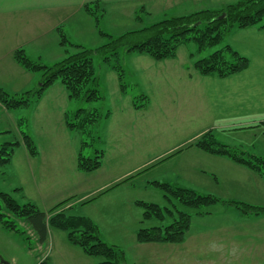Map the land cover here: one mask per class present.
<instances>
[{"label": "rangeland", "instance_id": "374dc122", "mask_svg": "<svg viewBox=\"0 0 264 264\" xmlns=\"http://www.w3.org/2000/svg\"><path fill=\"white\" fill-rule=\"evenodd\" d=\"M235 1L237 0H182L173 7L152 9L147 6V11H142L140 7L137 12L140 18L135 19L132 17L135 15L133 12L112 9L111 12L102 15L98 24L94 22L92 27L82 24L79 17L64 23L60 27L69 42L87 48H97L106 44L111 39L109 36L117 38L132 32L127 36L125 44L119 48V60L125 72L124 82L128 86V97H120L116 72L112 69L111 63L104 62L102 54H96L93 58L100 81L99 90L103 98L92 102L67 98L68 111L75 109V112L68 114L74 115L79 108H97L102 112L111 110L110 113H117V117L110 121L103 118L81 133L71 131L66 127L64 120L54 117V111L57 109L55 103H48L50 109L47 105L39 108L38 103L34 102L28 107L10 110L0 103V154L3 144L21 140L22 131L33 137L37 148L40 143L51 139L62 149L61 170L51 172L57 185L59 180L72 177L76 172L78 152L84 140L94 143L84 148L85 156H93L97 148L103 149L106 154L103 168L87 177V182H97L99 179L104 182L109 176H113L111 179L123 176V181L130 178L123 183L125 185L122 190L125 196L130 195L134 200L172 208V203L166 199L165 192L152 184L158 179H164L166 182L179 183L182 187L193 188L203 194H212L224 201L235 200L264 207V179H260L258 173L225 156L203 152L193 145L201 135L212 130L216 139L230 148L245 151L246 155L264 158V122H259L261 117L264 120V26L262 27L264 18L258 25L234 28L225 34L221 43L202 52H198L195 42L180 46L178 51L180 59L190 58L192 62L208 56L225 45H231L249 58L248 71L232 79L206 77L204 91L196 86L181 88L174 84V89L171 90L174 97L169 98V61H156L148 55L127 51V46L145 38L146 34L138 32L145 27L172 16L199 10L220 9ZM49 29V26L45 27V30ZM29 30L30 32H27ZM22 31L27 33L21 34L18 29L10 30L16 37H28L26 44L32 49L30 45L36 44L28 43L34 38L31 28L23 26ZM43 32L39 31V34H44ZM46 34L45 41L37 43L44 46L41 52L43 57L32 60L53 64L66 57V51L58 49L60 47L55 43V38L59 36L56 32ZM69 49L71 52L76 50L71 47ZM59 50L62 51L61 54ZM190 53H194V57H190ZM10 58L11 60L0 61V84L5 87L4 89L8 93L15 94L37 87L40 83L38 81L29 88H21L24 90H17L20 88H14L10 84L13 78L16 80L22 77L13 67L18 66L15 59ZM36 74L40 78L41 73ZM177 82L179 81L175 78L174 83ZM56 83L61 84L59 81ZM230 83L245 84L242 89L246 85L253 86L252 89L242 93L244 98L237 100L248 102V105L252 106L253 110L247 111L248 117L259 119L257 122L236 123L230 120L228 114L232 101ZM51 94L47 97L48 101L57 99L56 93L53 96ZM141 94H149L150 103L140 111H129L132 99ZM199 95L202 97L200 100ZM143 102L144 100H140L139 103ZM44 109H48L49 113L44 115ZM221 111L226 113L219 114ZM44 124L49 125L47 128L52 132L51 138L49 133L48 137H45ZM190 146H194V149L188 148ZM169 151L175 155H166ZM27 152L25 147H16L12 161L0 166V191L11 193L19 203L29 202L22 192L23 187L29 191L28 193L38 195V186L33 175L39 172V161L38 159L28 161ZM59 186H49L53 198L67 195L66 188ZM96 186L98 185L93 187ZM46 187H44L45 194L48 193ZM85 188L87 191L88 186ZM80 192L75 196L68 195L65 200H75L74 204L71 208L62 209L67 215H92L103 239L124 250L125 264H196L195 259L189 260L187 257L155 254V250L150 249L149 245H140L136 241V233L140 227L168 225L171 218L159 220L153 217L151 221H143L142 209L134 204H124L127 205L124 207L118 203L117 198L112 201L105 198L96 202L81 201L85 193ZM174 202L179 209L188 211L192 215L195 213L194 209L176 200ZM105 208L107 210L103 211ZM224 208L223 203L204 208L202 211L213 212V215L203 219L202 224L207 225L219 219L217 225L223 223V215L220 212ZM228 208L238 212L234 206ZM4 212L6 213L5 209ZM226 216L231 218L233 215ZM17 222L24 233L5 229L0 222V264H97L101 259L89 256L81 247L71 244L64 230L51 227L48 240L41 244L26 221ZM253 225V222L249 224L250 227ZM254 227H264V223L261 226L255 224ZM237 238L236 256L241 254L246 259L242 264H264V240H262L264 235H238ZM218 254L227 255L224 248H221ZM224 262L230 264L228 258H222L221 263ZM237 264H241L240 261H237Z\"/></svg>", "mask_w": 264, "mask_h": 264}, {"label": "trees", "instance_id": "16d2710c", "mask_svg": "<svg viewBox=\"0 0 264 264\" xmlns=\"http://www.w3.org/2000/svg\"><path fill=\"white\" fill-rule=\"evenodd\" d=\"M84 8L93 17L96 24L105 14V8L99 2L86 4ZM137 17L140 18V16ZM263 18L264 0H237L220 9L199 10L172 16L145 27L138 31L146 34L145 38L127 46V51L148 55L156 61H163L176 58L179 48L183 44L195 42L198 52H202L221 43L225 34L234 28L258 25ZM57 30L60 44L65 47L66 51V57L62 60L53 64H43L32 60L24 48H19L14 52L15 60L23 68L31 72H41V80L37 87L21 93L11 94L0 87V103L6 109L28 107L31 103L40 100L44 92L57 81L64 85L70 99L87 102L102 99L103 95L99 90L100 81L93 58L96 54H102V60L111 63L112 69L118 75L121 92L127 91L128 86L124 82L125 72L119 60V48L125 44L127 36L132 32L117 38L109 36L111 39L106 44L97 48H87L84 45L69 42L62 27H58ZM70 47L76 50L71 52ZM190 56L194 57V53H190ZM249 65V58L231 45L216 49L208 56L196 59L192 64L193 69L199 74L219 78L239 73ZM147 99L148 96L145 94L134 97V108H144L148 103ZM140 100H144V102L139 103ZM109 114V111L102 112L97 108H79L74 115L66 114L65 123L70 130L84 133L90 125L98 123ZM21 143L25 145L31 155H38V148L33 137L22 131L21 140L3 144L0 166L7 165L12 161L15 148ZM93 144V142L82 141L77 157V167L80 171L93 172L100 169L103 164L105 156L103 149H95L93 156L84 155V148ZM193 145L209 154L225 156L258 172L264 178L263 157L246 155L245 151L230 148L219 142L212 130L201 135ZM152 184L165 192V197L172 203V208L138 201L137 204L143 208V221L151 220L153 217L159 220L166 218H171V220L168 225L140 227L136 233V240L139 243H183L185 241L192 214L179 209L174 200L194 209L195 213L199 214L206 213L202 211L206 207L223 203L236 207L246 215H264L262 206H253L235 200L224 201L212 194H203L193 188L181 187L168 182L154 181ZM61 204L50 211H43L33 202L19 203L11 193L0 191V222L5 229L24 233L17 221H26L41 244L48 240L51 227L64 230L71 244L81 247L89 256L101 258L97 264L126 263L124 250L117 245L107 243L102 237L99 226L91 218L67 215L62 211L56 212L55 210Z\"/></svg>", "mask_w": 264, "mask_h": 264}, {"label": "crops", "instance_id": "0c3cea01", "mask_svg": "<svg viewBox=\"0 0 264 264\" xmlns=\"http://www.w3.org/2000/svg\"><path fill=\"white\" fill-rule=\"evenodd\" d=\"M180 1L182 0H0V61L4 59L11 60L10 57L15 59L14 52L19 48H24L27 55L30 58L32 57L31 59L36 57L37 58L43 57L41 52L42 50H44V46L37 43L44 42L47 35L46 33L49 32L54 31L59 36V32L57 28L66 22L75 20L78 17L80 18V22L82 24L92 27L94 25V19L85 10L84 6L86 4L99 2L100 5H102L105 8V14L111 12L112 9H116L120 12L124 10L133 12V14L135 13V15L134 16L132 15V17H134L135 19L138 18L137 17L138 10L142 9V11L143 10L147 11V6L152 9H157V8L161 9L164 7L165 8L173 7ZM35 18L37 19L34 20ZM23 26H28L29 28H31L33 32L34 38L31 41H28L29 44H33V43L36 44L34 45L35 47L33 45H30L32 49H30L26 44V39L28 37H22V36L16 37L12 35V32H10L11 29L12 30L18 29L21 34L30 32V30L27 32L22 31ZM46 26H49L50 29L45 30ZM39 31L42 32L44 31L43 32L44 34H39ZM55 43L57 44L58 47H60L58 49L60 50L62 49L63 52L65 51L63 50V46L60 44L59 37L55 38ZM62 51H60L59 54H61ZM140 55H144V54H140ZM167 61H169L168 62L169 63V98L174 97V93L171 94V90L174 89L173 87L174 84L181 88L196 86L200 90L204 91L206 86L205 85L206 77H214L212 75L203 76L199 74L197 71H195V69H193L192 66L193 62L191 61V59L188 58L185 60H181L179 57V52L176 58L167 59ZM16 63L18 66H13V67H15L14 69H16V73L20 74L22 77L16 78V80L15 78H13V80L10 82V84L13 85L14 88H20L17 90H24L21 88H29L36 81L40 82L41 76L39 78L36 74L38 72L28 71L25 68H23L17 61ZM249 66L248 68H246L245 70L239 73H236L234 75L222 79H229V78L232 79V77L236 75H240L244 71H248ZM115 74L117 79V86L119 88L118 93L120 97H124V96L128 97V90L125 93L121 92L119 78L117 73ZM175 78H177L179 82L174 83ZM244 85L245 84L230 83V93L232 96L231 98L232 101L229 105L230 110L228 114L232 122L251 124L259 120V119H254L252 116L248 117L249 114L247 113V111L248 110L252 111L253 110L252 106L248 105V102L237 100V98L240 99L244 98V95L242 94L243 92H246L253 88V86L246 85L245 88L242 89ZM0 87L5 88L1 84ZM50 93H52L51 96H53L56 93L57 99L53 101H48L47 97L48 95H50ZM145 95L148 96L149 94H145ZM200 97L201 96L199 95L198 96L199 100ZM67 98H69V95L64 85L62 83L61 84L55 83L52 86H50L44 92L41 99L37 101L38 103L37 107L40 108L45 105L48 106L49 105L48 103H55L57 104L56 106L57 109L54 111V117L57 119L59 117L60 120L62 119L65 121V116L67 113L75 112V109H71L68 111L69 107L66 104ZM133 99L131 101V107L129 111L133 112V111H140L141 109H143V108L135 109L133 106ZM146 101L150 103L151 101L150 95L148 96V99ZM48 107L49 109L51 108L50 106ZM43 111L45 112L44 115L49 113L48 109H44ZM223 113H226V111H221L219 114H223ZM116 117H117V113L114 114L110 113L104 119H106V121H110L111 119ZM262 120L263 117H261V120L259 122H264V120L263 121ZM44 127H45V133H44L45 137H48V133H49L50 134L49 136L51 138L52 132L47 128L49 127V125L44 124ZM71 131H75V130H71ZM21 146L25 147L23 143H21L18 147ZM188 148L194 149V146H190ZM61 150H62L61 146H58L56 142H52L51 139H49L44 143L39 144L38 155L36 156L31 155L27 150L28 161H30L31 159H38L39 161L38 162L39 172L38 174L33 175L35 177L34 180L36 182V186H38L37 188L38 195L35 196L34 193L32 194L28 193L29 191L26 190L25 187H23L22 189L25 198H27L29 202L35 203L43 211H49L50 209L64 202L55 210L56 212L59 211L64 212L65 210H63L62 208L63 207H66L65 209L71 208L75 201V200H70V201L65 200L67 199V196L70 194H72L71 196H75L78 195L80 191L81 192L84 191L85 194L81 197L80 199L81 201L87 200L86 202H93V201L96 202L104 198L108 199V201H112L117 198L118 203L122 204V206L124 207L127 206L128 204H134L140 207L142 209V219H143V208L139 204H137V202L140 200L138 199L134 200L130 195L128 196L124 195V190H122L123 185H125L123 184L124 183L123 176L115 177L114 179H111L113 178V176H109L108 180L105 179L106 181L104 182L102 180L100 181V179L97 182L95 181L90 183L87 182L88 179L87 177L99 172L103 168V164L101 168L96 171L83 172L78 169L76 163V172H74V175L72 177L62 178L61 180L58 181L59 183H57L56 185V183H54V178L51 172L54 173L55 171L61 170V164H60L62 157ZM166 155L173 156L175 155V153L169 151V153H166ZM167 160L169 161V158ZM258 175L260 179L261 178L264 179L259 173ZM156 181L166 182L164 181V179L161 180L158 179ZM170 184L180 186L179 183H170ZM58 185H60L59 186L60 188H66V191L68 193L67 195H64L62 197L53 198L52 195L53 193L50 192L51 188L49 186L57 187ZM94 185H98V186L93 187ZM85 186H88L87 191ZM44 187H46L45 190L48 191V193L46 194L44 192ZM223 205L225 208L220 212V214L223 215L222 218L223 223H220L219 225H217V222H219L220 219L218 221L207 223V225L202 224L203 219H207L206 217H208V215L212 216L213 212L212 213L208 212L203 214L194 213L193 214L194 216L192 215L191 217V224L189 231L187 233V237L183 243L150 242V243H140V245H149L148 247L150 249H154L155 250L154 253L158 255L168 254L169 256L174 255L175 257H180V258L187 257V259L189 260L195 259L196 264H227L226 262L221 263L222 258H228L230 260V264H232L231 262L237 264V261H240L241 264L243 262L245 263L246 259L243 256H241V254L236 256L238 249L237 237L238 235H254V234L263 236L264 227H254V226L255 224L261 226L262 223H264V222H257L260 220H264V215H260V216L246 215L239 210L237 212L235 210L228 208L232 205H226V204ZM106 208L103 211H106L107 210ZM215 214H219V213H215ZM226 215H233V216L231 218H227ZM86 217L91 218L95 222V219H93L94 217H92V215H86ZM252 217L253 218L261 217V218L257 220L254 219L251 220L250 218ZM251 222L254 223L252 227L249 226ZM116 226L117 225H114V227ZM222 245L224 247H221ZM221 248L222 249L224 248L225 254L227 255L218 254Z\"/></svg>", "mask_w": 264, "mask_h": 264}, {"label": "water", "instance_id": "95a60500", "mask_svg": "<svg viewBox=\"0 0 264 264\" xmlns=\"http://www.w3.org/2000/svg\"><path fill=\"white\" fill-rule=\"evenodd\" d=\"M224 16V15H223Z\"/></svg>", "mask_w": 264, "mask_h": 264}]
</instances>
